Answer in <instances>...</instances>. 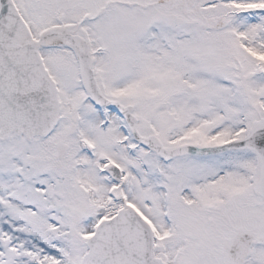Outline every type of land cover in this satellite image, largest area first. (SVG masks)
Returning <instances> with one entry per match:
<instances>
[{"label":"snow or ice","instance_id":"6c2138e0","mask_svg":"<svg viewBox=\"0 0 264 264\" xmlns=\"http://www.w3.org/2000/svg\"><path fill=\"white\" fill-rule=\"evenodd\" d=\"M0 264H264V0H0Z\"/></svg>","mask_w":264,"mask_h":264}]
</instances>
